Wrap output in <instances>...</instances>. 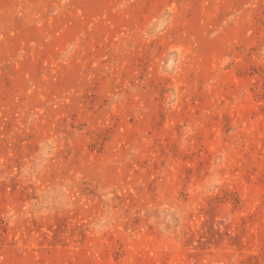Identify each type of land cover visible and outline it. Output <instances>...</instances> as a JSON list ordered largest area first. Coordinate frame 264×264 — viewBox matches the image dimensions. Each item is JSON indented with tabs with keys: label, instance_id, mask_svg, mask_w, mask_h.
Segmentation results:
<instances>
[{
	"label": "rangeland",
	"instance_id": "obj_1",
	"mask_svg": "<svg viewBox=\"0 0 264 264\" xmlns=\"http://www.w3.org/2000/svg\"><path fill=\"white\" fill-rule=\"evenodd\" d=\"M0 264H264V0H0Z\"/></svg>",
	"mask_w": 264,
	"mask_h": 264
}]
</instances>
